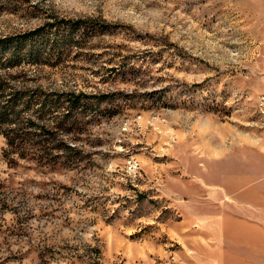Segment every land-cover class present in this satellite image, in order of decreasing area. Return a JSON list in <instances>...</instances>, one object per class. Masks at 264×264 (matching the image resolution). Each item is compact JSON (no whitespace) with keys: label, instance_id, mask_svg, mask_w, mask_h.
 <instances>
[{"label":"rangeland","instance_id":"1","mask_svg":"<svg viewBox=\"0 0 264 264\" xmlns=\"http://www.w3.org/2000/svg\"><path fill=\"white\" fill-rule=\"evenodd\" d=\"M58 19L84 41H22ZM0 39L15 85L81 95L67 166L10 164L0 134V264H207L213 186L264 147V0H0ZM230 233L216 264H264Z\"/></svg>","mask_w":264,"mask_h":264},{"label":"trees","instance_id":"2","mask_svg":"<svg viewBox=\"0 0 264 264\" xmlns=\"http://www.w3.org/2000/svg\"><path fill=\"white\" fill-rule=\"evenodd\" d=\"M85 23L82 19L46 22L22 34V41L53 30L59 36L58 40L67 39L65 41L70 40L80 45V42L84 41L83 36L72 32L86 26ZM4 43L5 41L0 39V66L7 64V72H0V134L6 143L4 156L10 164L23 159L33 161L41 168L55 169L58 166H67L74 155L80 152L78 147L68 144L67 137L73 132L77 120L74 111L81 102V95L66 93L59 99V106L50 96L15 85L13 81L18 76L7 75L10 74V68L19 64L21 55L16 50L10 57L4 58ZM103 97L106 95H102Z\"/></svg>","mask_w":264,"mask_h":264},{"label":"crops","instance_id":"3","mask_svg":"<svg viewBox=\"0 0 264 264\" xmlns=\"http://www.w3.org/2000/svg\"><path fill=\"white\" fill-rule=\"evenodd\" d=\"M258 150L248 147V150L243 152L244 160L248 161V167L244 171L243 180H246V185L239 189H233L241 181L242 175H234L228 178L232 183L231 189H225L219 185L213 186L211 197L214 201H222L221 205L212 203L213 208H208L209 214L207 217L211 220L206 222L205 234L210 236L212 244L210 249L202 247L207 253V264H216V256H213V251L216 249L217 241L214 242L212 233L219 232L221 240L225 238L230 242H234L235 238L231 235L232 225L240 223L244 225L249 235L243 237L242 240L251 245V257L259 260L264 254V147L259 146ZM203 180V179H202ZM227 197V201L224 199ZM217 205V206H216ZM218 210L219 214L215 217L211 213ZM208 224V226H207ZM220 241V240H219ZM203 250V251H204ZM223 257V255H220ZM230 264L237 261L235 255H227ZM209 262V263H208Z\"/></svg>","mask_w":264,"mask_h":264},{"label":"built area","instance_id":"4","mask_svg":"<svg viewBox=\"0 0 264 264\" xmlns=\"http://www.w3.org/2000/svg\"><path fill=\"white\" fill-rule=\"evenodd\" d=\"M256 109L257 111H264V95H260L256 101Z\"/></svg>","mask_w":264,"mask_h":264},{"label":"bare ground","instance_id":"5","mask_svg":"<svg viewBox=\"0 0 264 264\" xmlns=\"http://www.w3.org/2000/svg\"><path fill=\"white\" fill-rule=\"evenodd\" d=\"M260 112V111H259ZM260 114L262 115V117H264V111H261Z\"/></svg>","mask_w":264,"mask_h":264}]
</instances>
